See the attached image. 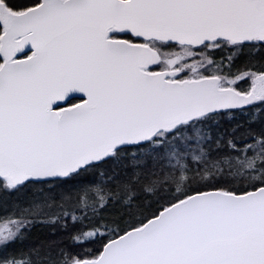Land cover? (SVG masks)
<instances>
[{
    "label": "snow or ice",
    "instance_id": "6c2138e0",
    "mask_svg": "<svg viewBox=\"0 0 264 264\" xmlns=\"http://www.w3.org/2000/svg\"><path fill=\"white\" fill-rule=\"evenodd\" d=\"M0 264H264V0H0Z\"/></svg>",
    "mask_w": 264,
    "mask_h": 264
}]
</instances>
